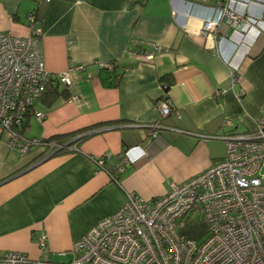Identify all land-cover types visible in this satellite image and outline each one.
I'll list each match as a JSON object with an SVG mask.
<instances>
[{
	"label": "crops",
	"instance_id": "0c3cea01",
	"mask_svg": "<svg viewBox=\"0 0 264 264\" xmlns=\"http://www.w3.org/2000/svg\"><path fill=\"white\" fill-rule=\"evenodd\" d=\"M218 1L0 0V31L18 36L29 34L27 16L40 5L35 26L48 71L84 65L68 72L67 86H57L66 96L49 106L36 100L33 111L44 117L32 112L25 136L108 123L79 141L77 151L35 161L37 149L21 154L0 134V250L38 257L37 239L45 234L50 258H69L73 241L119 208L126 191L161 195L171 182L222 158V135L253 130L264 112V0H223L255 21L241 32L221 22L218 38L205 40L199 28L217 15ZM152 43L163 49L149 62L126 54L148 51ZM113 60L128 68L116 84L111 70L98 66ZM164 74L179 116L160 114ZM154 123L157 136L148 141ZM122 149L129 163L116 184L91 157L109 153L107 163L114 164Z\"/></svg>",
	"mask_w": 264,
	"mask_h": 264
},
{
	"label": "built area",
	"instance_id": "2783aa9c",
	"mask_svg": "<svg viewBox=\"0 0 264 264\" xmlns=\"http://www.w3.org/2000/svg\"><path fill=\"white\" fill-rule=\"evenodd\" d=\"M213 8L217 15L203 19L199 28L205 40L218 38L221 22L241 32L255 21L231 10L223 0ZM27 18L30 32L26 36L0 31V134L6 133L8 146L21 154H26L30 145L49 148L42 160L62 145L28 138L18 128L47 86H67L68 72L81 71L84 65L75 63L64 71H48L40 51L35 16L29 13ZM162 49L152 43L148 51L137 54L126 50V54H136L149 62ZM98 66L111 68L112 63L98 62ZM232 77L235 78L233 73ZM172 107L167 98H162L158 107L161 116L168 115ZM172 112L179 116L176 110ZM33 113L37 119L44 117L42 111ZM224 124L231 125V120L225 119ZM156 136L157 130H152L149 139ZM222 136V158L182 181L171 182L161 195L144 198L126 191L119 208L73 241L66 260L50 258L47 237L41 234L37 239L38 257L0 250V264H264V112L255 120L252 131ZM108 157L109 153H104L96 158L97 163L102 170L110 171V178H115L129 159L126 152H119L116 162L108 166ZM194 218L201 219L206 228L198 240L181 232Z\"/></svg>",
	"mask_w": 264,
	"mask_h": 264
},
{
	"label": "trees",
	"instance_id": "16d2710c",
	"mask_svg": "<svg viewBox=\"0 0 264 264\" xmlns=\"http://www.w3.org/2000/svg\"><path fill=\"white\" fill-rule=\"evenodd\" d=\"M39 10H40V5L36 6L34 8L33 12H31L32 14H34L36 21L39 20V18H40L39 17ZM110 62L112 63L111 68H106V67H100V68L101 69H106V70L110 69L111 72L114 74L112 76L111 82L113 84H116L117 81L119 80V76L124 72V69H122V67L119 65V60H113V61H110ZM123 68H124V66H123ZM168 76H169L168 74H164V75H161L159 77V80H160V82L162 84L163 92H164L162 94L161 98H165V99L166 98L168 99V95H167L168 94V89H169V87L171 85V82L166 80V77H168ZM60 95L66 96V88L65 87L63 89L59 90L57 88V86L49 85V86H47L45 88L44 92L42 93V95L37 100H39L41 103L45 104L46 106H49ZM173 109H174V107H172V110L170 111V113L173 111ZM32 112H33V106L26 113L25 118H24V120H23V122L21 124V128H18L19 132L22 135H24V136H25L24 131L29 127V118H30ZM105 124H108V123H97V124L90 125V126L84 127V128H80V129H77L75 131H71V132H67V133L55 134V135H52L50 137H39V139L42 142H45V143L56 142V144L62 145L61 147H59L57 149L54 148L55 150L53 149L54 151L52 150L53 152H51L48 157L54 156V155H57V154L67 153V152H74V151H77L79 149L78 146H77L79 141H81L83 138L87 137L88 135L97 132L94 129L99 128L100 126H103ZM158 127L159 126L156 123L150 125L149 126L150 132L152 130H157ZM148 139H149V137L147 138V140ZM151 139H153V138H151ZM151 139H149V140H151ZM71 145H75V148L74 149L69 148ZM29 148H30L29 151H31L32 149H37L38 150V152H37V154H36V156L34 158V161L38 160V159H41L44 154H46L47 152L50 151L49 148L40 149V148H37L34 145H30ZM126 151H127V149H122L120 152L121 153H125ZM96 158L97 157H91L92 161L97 165V167L102 169L100 166H98ZM107 159H105V164L108 165V166H112L113 164H108L107 163ZM104 171L107 174L110 173V171H108L107 168ZM119 176H120V174L117 175L115 178H110L109 176L108 177L114 183L119 184L118 183L119 182ZM205 229L206 228H205V224L203 223V221L201 219H199V218H194V219L189 220L185 224V227L182 229L181 232L186 237H190V238H194V239L198 240L205 233Z\"/></svg>",
	"mask_w": 264,
	"mask_h": 264
},
{
	"label": "rangeland",
	"instance_id": "374dc122",
	"mask_svg": "<svg viewBox=\"0 0 264 264\" xmlns=\"http://www.w3.org/2000/svg\"><path fill=\"white\" fill-rule=\"evenodd\" d=\"M34 104H36V101H34ZM51 258L53 259V260H66L67 258L66 257H52L51 256Z\"/></svg>",
	"mask_w": 264,
	"mask_h": 264
}]
</instances>
